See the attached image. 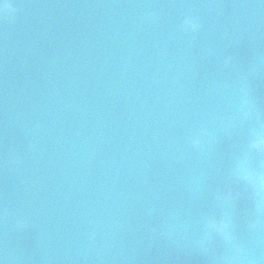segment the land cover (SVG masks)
<instances>
[{"label":"water","instance_id":"1","mask_svg":"<svg viewBox=\"0 0 264 264\" xmlns=\"http://www.w3.org/2000/svg\"><path fill=\"white\" fill-rule=\"evenodd\" d=\"M3 2L0 262L264 264V0Z\"/></svg>","mask_w":264,"mask_h":264},{"label":"clouds","instance_id":"2","mask_svg":"<svg viewBox=\"0 0 264 264\" xmlns=\"http://www.w3.org/2000/svg\"><path fill=\"white\" fill-rule=\"evenodd\" d=\"M13 11L14 8L10 3L3 2V0H0V13L4 15H8ZM183 24L187 29H191V30H196L199 27L197 21L190 17L186 18ZM259 144H264V140H260ZM0 264H2V262H0Z\"/></svg>","mask_w":264,"mask_h":264}]
</instances>
